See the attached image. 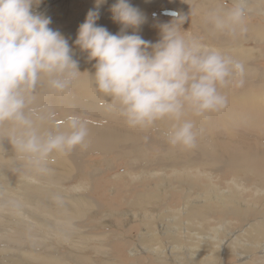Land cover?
Wrapping results in <instances>:
<instances>
[{"label": "clouds", "instance_id": "clouds-1", "mask_svg": "<svg viewBox=\"0 0 264 264\" xmlns=\"http://www.w3.org/2000/svg\"><path fill=\"white\" fill-rule=\"evenodd\" d=\"M106 2L95 0L74 41L89 61H95V71L88 74L104 97L101 106L130 128L170 121L163 132L166 142L195 147L199 129L187 115L204 117L225 109L228 97L221 89L234 81L243 85L244 63L189 33L184 27L188 13L182 10L157 22L158 39L153 42L139 34L147 22L144 12L131 0H115L110 11L120 31L113 34L97 24ZM41 3L0 0V140L9 142L36 174L46 175L54 153L85 145L89 121L79 114L60 121L52 108L36 104L41 85L65 93L84 73L68 39L50 27L51 17L35 10ZM248 4L233 0L230 8L210 10L206 20L215 31L236 37L247 30Z\"/></svg>", "mask_w": 264, "mask_h": 264}, {"label": "rangeland", "instance_id": "rangeland-1", "mask_svg": "<svg viewBox=\"0 0 264 264\" xmlns=\"http://www.w3.org/2000/svg\"><path fill=\"white\" fill-rule=\"evenodd\" d=\"M42 1L49 3L48 0H42ZM53 1L55 3L49 5L45 10L53 7L54 5L55 6H59L60 4H62V2H61L62 0H53ZM63 1L67 2L69 8L73 9L74 14L65 13L63 15H56L53 18L51 17V20L54 19L52 21V28L54 30L60 31L61 33L62 32H66L67 30H74L73 26L78 22V20L80 18V15H81L82 8L84 9V8H86L88 6L90 7V6L94 5L93 3H95V0H68V1L67 0H63ZM219 1L221 2L220 5L223 4L222 7L227 6V7L230 8V7L233 6V2H232L233 0H230V1L229 0H219ZM197 3L198 4H204L205 0H196V5H198ZM254 3H260V5H256V6H262V7H261V9L260 8L259 9H249L252 6H248V11L246 13L247 15H245L244 23L245 24L251 23L252 25L255 23L258 26L260 24L261 27H264V0H254ZM70 4H71V6H70ZM111 5L112 4H106V7L110 8ZM161 9H163V8H161ZM174 10L180 11L178 9H174ZM201 11L203 13V16L206 18V14L208 12H206V10H201ZM44 12L46 13V11H44ZM185 13H187V12H185ZM259 13L262 14V15H260ZM153 14H155L156 19H153ZM149 15H150V19H153V20H151L152 22L148 21V24L150 25L149 28L152 29L154 27L151 30L152 34L150 35L151 38L149 37V39L150 40L152 39L153 42H155L158 39V36H157L158 35V30H157L155 25L157 24V22L168 21L171 17L162 16V17L159 18L157 16L158 15L157 10H153L152 12H149ZM253 15L255 17H253ZM197 16H198V14L195 13L194 10L191 11L190 13H188V22L185 23L184 27H185V29H187V31L189 33L197 35V36L201 37V39L204 38V41H206L207 43H209V41H210L209 44L217 46V47H219L221 49L223 48V50H224V46H226L229 42L232 43V39L233 38L227 36L224 33H219V35H218L219 37L210 35L209 26H208V31H206V33H204L205 29H203V26L200 25L201 21L197 18ZM259 17H262V19L259 18ZM152 24H153V27H152ZM202 31H204V32H202ZM208 35H210L211 37L208 36ZM153 36H155V37H153ZM155 38H157V39H155ZM213 39L216 40L217 42L214 41ZM240 39H243V38H240ZM244 40H246L245 36H244ZM214 43H216V44H214ZM239 43H240V41H239ZM240 44H242V42ZM244 46L248 47L250 49H255L254 50L255 60L258 57L256 62L258 64H261V66L264 67V38H263L262 43H255V40H253V39L248 40L247 39L241 47H244ZM249 46H251V47H249ZM232 48H233V46H229L228 50L230 49L229 51L232 52V53L236 52V50L234 51V48L233 49ZM224 51H226V50H224ZM260 51H261V53H260ZM244 74L251 75L250 72L249 73L247 72V73H244ZM254 78L259 79L261 77L255 75ZM259 80L262 83V85L256 87V93L258 94L259 97H262V99H264V80H263V78L259 79ZM233 83H235V82H233ZM256 84H258V83H256ZM236 86H235V92H236ZM44 96H42L41 99L39 98L38 99L39 101L38 102L36 101V104L37 105H39V104L40 105H44V103H42V102L45 100L44 101L45 104L47 106H49V107L51 105L50 108H52L56 112L57 120L62 118L63 116H66L67 114L68 115L69 114H75L74 111L69 112V113L66 112V111H63L61 103L62 102L68 103L67 102L68 99L67 100H63L62 102H58L60 104L59 105L58 103L54 104V102L52 101V92L51 91L48 94V96L50 98H48L47 95H44ZM79 102H81V101L79 100ZM57 105H59V106L56 107ZM64 106L70 108V105H64ZM233 106H234V103H233ZM228 107H230V106H228ZM237 108H236V111L234 112L232 110V107H230V108L226 107L225 110L223 109L220 112L215 113V115H213L214 116L213 120L210 119L211 121H209V118H207V120L204 123H207V124L209 123L210 125L208 124L206 127H204V129L202 131L203 134L202 133H201L202 135L199 134V135H201L200 137H202V138H200V140H199V137H198V140H197V141H199L200 145L202 144L201 146L208 147L210 150L215 151L214 152L215 154L224 156V158L225 157L226 158L227 157L233 158L234 162L236 161V159L238 157L237 155H239L241 153L247 154V152L249 151L248 153L252 156L254 153L257 152V149H261V146H263L262 148H264V131L262 132L261 130H258L257 126H255V125H259V123L262 122L259 126L263 125V127H264V118H263L264 117V115H263L264 110L263 111H261V110H256V111L253 110L252 111L251 110L253 121L250 122L248 120V118L245 116L246 114L244 113L245 112L244 109L240 110L239 107H237ZM61 110L65 114H63V112ZM246 110H247V108H246ZM91 111H93V112H91ZM94 111L95 110L92 109V108H86V110L84 112H88L89 115L86 114V113H83V115H81V114H79V115H81L82 117H85L86 119H88L89 124L92 123L91 125H94L96 127H99V128H102V129L105 128V127H109V128L113 127V129H115L116 132L121 133V134H123L125 136L130 134V136L128 138L126 137L127 140L124 139L125 142L123 144L118 145L122 149H120L118 146H117L118 148L114 147L113 150H109L107 156L106 155L103 156L100 153L95 154V152L91 151V150L87 151L88 152L87 155L86 154L85 155L79 154L78 155V156H80V157H78L80 159L79 160L80 161L79 162V167H78L79 170L77 169L74 172L75 178H73L74 177L73 176L72 177L73 179H69V180L67 179L68 181L65 180V181L57 182L55 184L52 183L51 185L48 184L49 182H47V183L43 182V180H41L40 177L36 176L31 169L30 170L28 169V171H27V169L24 168L26 170H24L23 175L20 176L17 171L13 170L14 168H7L6 167L7 164L4 163L6 166L3 164V166H4L3 169L0 168V175L3 174V175H1V179H0V181H1L0 182V187L1 186L3 187V185H4L3 188L6 191V192H3L2 190H0L1 191L0 192V196H4L3 197L4 199H2V197L0 198V200H1L0 201V204H1L0 205V235L5 234L6 232H8V235H9V234H11L10 231H12V230H21L23 228L27 229L26 226H28L29 229L31 231L35 232L37 235H39V233H40L41 235H39V236L41 238H44L45 235L48 234V233H50L51 236H53V234H55V233H58L60 235V237L58 236V238H57L56 236H53L52 238H48L47 241L45 242V245L46 246H51L52 245L51 246L52 248L61 251V253H67L68 252V246H70L69 245L70 242L68 243V240L66 239V236L74 238L75 241H80L81 243H84V241H85L87 243V241L89 239L86 240V238L88 236L101 235V232H103V233L106 232L110 236L106 235L105 239L107 237H108L107 239L111 238L110 240H108L109 244L107 246V247L110 248V249L108 248L110 251L107 250L106 253H107V255L111 254L112 255V256L110 255L111 258H115V259L119 260L118 264H148V263L149 264H154L153 263V259L154 258L151 259V257H153V256L151 254L147 253L146 252L147 250L145 248V247H148L150 245H152L156 249L158 248L157 246H160L162 250H165L166 253H167V258L169 259L168 261H170V262L173 259V261L176 262L175 264H178V263L195 264L194 262L191 261L193 259V255H189L188 256L189 253L186 250L189 249V248H192V247L196 248L197 246H200L202 242L205 245H210V248L207 247L206 249L200 246L201 250H205V251H202V253H206L207 258L210 256L211 253H213V254H215L217 256L216 258H218V261H217L218 263L215 262V264H237V263L238 264H243V262L249 261V258H254V259L256 258L258 261H261L260 264H264V258H263L264 257V246L260 247L259 248L260 250L254 248V246L256 245L255 244V237L256 236H258V238H260L261 240H264V239H262V235L264 234V176L263 177H259L258 176L259 174H257L255 172L257 170H254V169H249V170L236 169V168H234L232 163H229L230 165L227 164V165L214 166L215 165L214 162H210V160L207 161V159H205L204 157H201V153H199V156H200L201 160L199 158H196L195 159L196 162L194 161L191 165L187 163V160L185 158H183V156L180 153H177L175 155L173 154L169 159L168 158L167 159H161V158H159V156L161 157V155L163 154L162 153L163 150H160L159 147L156 148L155 146H152L150 150L148 148L144 149V146L146 145V147H147L151 143V141L146 142V139L141 138L137 134H135V132H132L133 130H131L129 127L126 126L127 124H125L126 123L125 121H122V120H117V121L116 120H111L110 121V120H107L106 118L101 117V116H94L93 115ZM229 111L230 112L232 111V112L228 114ZM252 112H254V113H252ZM255 112L257 113L256 115H255ZM91 113H93V114H91ZM220 113H221V115H220ZM240 113H242V114H240ZM226 114H227V117H226ZM231 114H233V115L231 116ZM243 115H244V117H243ZM234 117H236V118H234ZM245 117L247 119L243 120ZM256 117L261 118L260 122L256 121L257 120ZM230 120H232V121L230 122ZM233 122H234V124H233ZM216 124H217V126H216ZM228 124L231 125V129H230V125H228ZM103 126H105V127H103ZM213 128H216V130L214 129V131H215L214 135L215 136H212L213 134H212L211 130H213ZM217 128H218V130H217ZM224 129H225V131H224ZM152 131H151L150 134H148L147 131H146V133H147V137H153L152 140H154V139H156L155 137H157L158 134H160V133H158V131H156V130H152ZM216 131H218V132H216ZM221 131H224L226 133L222 132V134H223V136H222ZM259 132H260L261 135H263L262 137L260 135H258ZM218 133H219V135H218ZM155 134H156V136L154 137ZM227 134H229V135H227ZM149 135H151V136H149ZM162 136H163V134H161V139L163 141H166L164 136L163 137ZM227 136H228V138H226ZM256 136H257V138H256ZM130 138H131V140H130ZM127 141H128L129 144L127 143ZM138 141H139V143H138ZM220 141H223V143L225 145H227V146H223V145L221 146ZM260 141L263 142V145H261V144L259 145ZM141 142H142V144H140ZM253 142L255 143V145L251 144ZM205 143H208V146ZM132 144H137L140 147L139 148L140 150L138 149L137 151H132L133 148H135V145H132ZM254 146H255V148H252ZM226 147H228V148H226ZM220 149H221V151H220ZM224 149H226L227 151H225ZM254 149H256V150H254ZM0 150H5L4 154L5 153L6 154L10 153V152L16 153V151L14 150L12 145L9 142H7L6 140H0ZM185 150H187V149L183 148L181 150V152H185ZM143 151L146 152V154ZM213 151H211V152H213ZM130 152H132V153H130ZM159 152H160V154H159ZM234 152L236 153V155H235ZM251 152H253V153H251ZM89 153H92L93 155L89 154ZM124 153H125V155H124ZM139 154H140V156H139ZM157 154H158V158L159 159L157 158ZM225 154H226V156H225ZM249 154H247L246 156L251 157V156H249ZM117 155H119V156H117ZM121 155H123V157ZM128 155H131V156L129 157ZM8 156H10V155H8ZM55 156H56V153H54L52 155L51 159L53 157H55ZM124 157L125 158L127 157V158L124 159ZM172 157L174 159L179 157V159L172 160ZM56 158L59 161H61V162H63L62 160L66 159V157L64 155H61V154L58 155ZM131 158H132V160H131ZM120 159H122V160L120 161ZM161 160H162L163 163L161 162ZM125 161H127V162H125ZM201 161H203V163ZM158 163H160V164H158ZM174 164H176V166H177L176 169L174 168L175 167ZM202 164H204V165H202ZM66 165H68V167H69L68 163H66ZM80 165H82V166H80ZM158 165H160V166H158ZM208 165H209V167H208ZM156 166H158L160 168H158V167L155 168ZM189 166H191V167H189ZM146 167H148V168H146ZM93 168H94V170H92ZM171 168H172V170H170ZM178 169H179V171H178ZM188 169H189V171H191L192 174H190V176H192V177L189 176ZM8 170H10L11 172L9 173ZM211 170H213V172ZM99 171H100V173H99ZM103 171H104V173H103ZM198 171H200L202 173L201 177H199L197 175L196 172H198ZM225 171H227V172H225ZM239 171H240V173H239ZM26 172H29V173L27 174ZM8 174H9V176H8ZM63 174H65V172ZM91 174H93V175H91ZM157 174H158V176H157ZM186 175H188L190 178L189 177L186 178ZM172 176H173V178H172ZM204 176L206 178L208 176L209 177L206 179ZM19 177L29 178V179H31V180H29L30 182L34 181L35 179L37 181L35 180L34 181L35 183H33V184L29 183L26 186V183H24L22 180H20ZM126 177H127V179H126ZM152 177H154V178H152ZM178 177L179 178L182 177V178L179 179ZM236 177H238V178H236ZM13 178H16V179H13ZM170 178H172V179H170ZM191 178H193V179H191ZM251 178L254 181H251ZM8 179H11V180H8ZM89 179H91V180H89ZM245 180H246V182H245ZM248 180L251 181V182H249ZM69 181H71V182H69ZM176 182L178 183V185H177ZM181 182H182V184H181ZM254 182L258 183V184H255ZM187 183H188V185L185 186ZM213 183L216 184V187H218L216 193L212 189L213 188L212 187ZM18 184H20V185H18ZM239 184H240V186H239ZM47 185H49V186H47ZM172 185H175V186H172ZM189 185L191 187L193 186V190L191 189V187ZM206 185H207V187H206ZM229 185H231V186H229ZM10 186L12 188H10ZM85 186H86V188H85ZM92 186H93V188H92ZM169 186L171 187V189L173 191L170 189ZM64 187L68 188L67 192L65 191ZM185 187H187V188H185ZM231 188H233V191H232ZM237 188L241 189L242 191L237 189ZM42 189L45 190V191H43ZM123 189H125L124 190L125 193H124ZM182 189H185L186 191L182 190ZM235 189H237L239 195H238V193L235 194L237 192ZM16 190H20V191L23 190L22 192L26 193L24 200H21L18 196L16 197L17 200H12L11 197L15 196L14 192H16ZM156 190L157 191L158 190L159 191H163V193L160 194V195H159V192H156V193L153 194V192H155ZM208 190H212L215 196L220 195L223 198L225 197L224 202H230V200H231V202L234 201V203L230 204L231 208L233 207V208H237V209H240V210L243 211L244 208L247 205L250 206V205L254 204L255 206L253 208H251V206H250L249 207L250 209L249 208L247 209V210H250L251 212H249L246 215V220L243 223H241L240 220H237V217L234 218V215L236 213L233 210L224 211V210L220 209L218 211L217 218L214 217L210 210H217V209H215L214 204L220 205L219 202H217V203L216 202H209L208 204L211 205V206L206 204V205H208L209 209H204L205 205H204V207L199 205L197 208L193 209L194 206H190L189 202L195 201L196 198L199 199V197H197L194 194L197 193V192H199V193L201 192L202 194H204L205 191L207 192ZM128 191L131 192V193H129ZM146 191L150 192L149 194L151 195V197L150 196L147 197L145 195H140L141 193H146ZM188 191H190V193H188ZM30 192L32 193V195H31ZM136 192H137V194H139V197L137 196ZM231 192H234V193H231ZM240 192L242 193V196H241ZM8 193H9V195H8ZM34 193H36V194H34ZM52 193H53V195H52ZM220 193H223L224 195L225 194L226 195L224 196V195H222ZM67 194L72 195V196H77V194H80L82 197H84V198H86L88 200H94L96 202V206L97 207L95 209H93V214H91V217H89V220H88L89 222H88V225L85 227V229L82 228L83 226H81V225H78L77 227H75L74 226L75 225L74 222L78 221L79 219H77L75 217V214H69L65 210H63V209H66L68 207H71V205H70L71 203L69 202V199L67 197H64V195H67ZM173 194H176L175 195L176 197ZM141 196L144 197V198L142 197V199L146 198V201L144 200L145 202H147V201L150 202V203H147V205H149L147 207V208H149L148 213H151L152 209L153 210H155V209L157 210L156 216L155 217L153 216L155 218V221H153V220L151 221L150 220V221H147V223L143 222L142 218L144 219V217H146V213L145 212H147V211H143V207L141 205H138V203H137V200H139V198ZM172 196H174V199H173ZM135 198H136V200H135ZM147 198H149V199H147ZM186 198H188V199H186ZM230 198H232V199H230ZM183 199H184V201H183ZM154 201H155V203H154ZM252 201H254V202H252ZM24 202H26V203H24ZM256 202H258V203H256ZM151 203H153V204H151ZM211 203H213V204H211ZM42 204H43V208L41 207ZM2 206H4V208ZM158 206H159V208H158ZM50 207H51V209H50ZM165 207H167L168 209L165 208ZM130 208H132V209H130ZM164 208H165V210H163ZM194 210L197 212V216L196 215L194 216V212H193ZM177 211H178V213H177ZM96 212L99 213V214L96 215ZM174 212H176V213H174ZM188 212H190V213H188ZM11 213H12V215H11ZM157 213L159 214V216H158ZM166 213H168L170 221H169L168 215L166 216ZM61 214H65V215H67L68 218H70V219H68V224H67L69 227L68 226L67 227L64 226V224L60 223L59 221H57L56 218H54V217H56V215L59 216ZM183 214H185V215H183ZM70 215H72V216H70ZM202 215H208V217L202 219L200 217ZM235 216H237V215H235ZM179 217H180V219H179ZM208 218H209V220H207ZM38 219L41 220V223H43V224H39L38 221H37ZM93 219L95 221H97L98 223H96ZM182 219H183V221H182ZM123 220H124V222H123ZM164 220H166V222ZM102 221L107 223L108 227L107 226H102V224L100 223ZM117 221H118V223H117ZM181 221H182L181 224H182L183 227L180 226L181 225L180 224ZM141 222H142V224H141ZM154 222H155V224H154ZM174 222H175V224H174ZM94 223H96V224H94ZM126 223H128V224H126ZM110 224H112V225H110ZM115 224H119V226L115 225ZM177 224H179V225H177ZM259 224H262V225H259ZM140 225H141V227H140ZM46 226H48V227H46ZM95 226H97V227L95 228ZM129 226L132 228V230H131V228ZM166 226H167V228H166ZM60 227H61V230H60ZM73 227H75V229ZM103 227H105V228H103ZM111 227H113V228H111ZM145 227L148 228V230L145 229ZM151 227H153V229ZM168 227H170V228H168ZM93 228H95L96 230L93 229ZM150 228L153 230V232H152V230ZM176 228H179L180 230L182 228H185L187 230V233H185L187 238L186 239L181 238V239H178V241H177L175 235L172 233V232H174V230ZM78 229L79 230L80 229L81 230L84 229L86 233L88 232L90 234H86V233L84 234L83 231H79ZM90 229L93 230V231L91 230L93 233L90 232ZM124 229H125V232H124ZM167 229H169V230H167ZM214 229H223V231L218 235L219 239L220 238L224 239L223 244L219 246L220 249H219V247H217V242L213 238L214 237V232H215ZM69 230H72V231H69ZM107 230H108V232L111 231V230H112L111 232H113V231H115V232H113V234H112L111 232L108 233ZM166 230L169 233L166 232ZM2 231H6V232H2ZM99 231H101V232H99ZM117 231L120 232V234ZM127 231H129V232H127ZM78 232H79V234H78ZM97 232H99V233H97ZM158 233H159L160 236H158ZM168 234L170 236L169 238H168ZM226 234L228 235V237H225ZM231 234H232V236H231ZM197 236H200V237L205 236L206 240L204 241L201 238L199 239V237H197ZM172 239L173 240L175 239L176 241H173ZM112 240H114L117 243L115 244L114 241H112ZM179 240L181 242H179ZM155 241H156L157 245H156ZM236 241H238V243L236 244V248H235L234 243ZM65 242H66V244H65ZM111 242L115 245V247H113V244H110ZM123 242H125V244L121 245ZM126 242H128V244ZM171 242L174 243V244H172ZM175 242H177V243H175ZM60 243L62 245H64V246H62ZM129 243H130V245H129ZM136 243L138 245L142 246V249L139 248ZM178 243H180V244H178ZM163 244H165V245H163ZM262 244L264 245V241L262 242ZM1 245H3V244H1ZM56 245H57V248H56ZM127 245H128V247H127ZM164 246H166V247L164 248ZM93 247L94 246L92 245L91 248H89V252L91 254L90 258H93V257L97 258L98 257L97 253L94 254L96 248L94 249ZM123 247H125V248H123ZM177 247L178 248L181 247V248H183L185 250L176 251ZM137 249L140 251V253L138 254L140 257L138 255L137 256L134 255V250H137ZM92 250H94V252ZM1 251H2V249H0V255H2V256H0V263L2 261V258L7 254V253L3 254V251L2 252ZM117 251H118V254L116 253ZM174 252H177V253H174ZM11 253L12 254H18L20 252L18 250H16V251H13ZM240 253L244 254V255L243 256H238V254H240ZM113 254H114V257H113ZM115 254L117 256H115ZM126 255H128V256H126ZM121 257H122V259H121ZM127 257L129 259H127ZM136 257L139 260L136 261ZM144 258H145L146 261H144ZM216 258H214L215 261L217 260ZM105 259H106L105 257L104 258L103 257H98L97 259H95L96 261L95 260L94 261H95L96 264L98 262H100V264H103L105 262L104 261ZM147 259H148V261H147ZM10 260L12 261L13 258L10 259ZM140 261H142V262H140ZM104 264H108V262L106 261ZM113 264H117V263L114 262ZM171 264H173V263H171Z\"/></svg>", "mask_w": 264, "mask_h": 264}, {"label": "bare ground", "instance_id": "bare-ground-1", "mask_svg": "<svg viewBox=\"0 0 264 264\" xmlns=\"http://www.w3.org/2000/svg\"><path fill=\"white\" fill-rule=\"evenodd\" d=\"M68 1V0H67ZM230 1V0H229ZM48 2L49 3H47V2H43L42 1V3L38 6V8H35V10L36 11H38V12H40V13H42V14H44V15H46V16H49V17H55L56 15H63V14H65V13H71V14H74V12H73V9H71V8H69V6H68V4H67V2H65V1H61L62 2V4H60L59 6H53V7H51V8H49V9H47V10H45L49 5H51V4H53V3H55L53 0H48ZM115 2V0H107V2L105 3V4H103V5H101L100 6V9H99V11H100V18H99V20L97 21V24L98 25H101V26H104V27H106L111 33H113V34H116V33H118L119 31H120V25H118V24H116V23H114L113 22V20H112V13H111V11H110V8H107L106 7V4H113ZM131 2H132V4L133 5H135V6H137V7H139L143 12H144V14L146 15V17H147V22L145 23V24H143L142 26H141V28H140V30H139V34L145 39V40H150L149 39V37L151 38V30L154 28L153 27V24H152V29H150L149 27H150V25L148 24V21L149 22H152L151 20H153V19H150V15H149V12H152L153 10H157V12H158V17L160 18V17H162V16H167V15H165L164 13L166 12V11H168V12H173V11H177V10H174V9H178V10H182L183 12H187V13H190L191 11H193L194 10V12L195 13H197L198 14V16H197V18L201 21L200 22V25H202L203 26V29H205V32L204 31H202V32H204V33H206V31H208V26H209V33H210V35H212V36H217V37H219L218 35H219V33L220 32H216L212 27H211V25L207 22V20H206V18L203 16V13H202V11L201 10H206V12H209L210 10H212V9H214V8H217V7H222V5H220L221 4V2L219 1V0H205V3L204 4H198V5H196V0H131ZM224 2V1H223ZM233 2V1H232ZM261 3V2H260ZM260 3H254V0H249V4H248V6H252V7H250L249 9H261V7L262 6H256V5H260ZM90 4V3H89ZM94 5H92V6H88V7H86V8H82V10H81V15H80V18H79V20H78V22L73 26V28H74V30H67L66 32H62V34L65 36V38L66 39H68V42H69V45L71 46V48H72V55H73V58L74 59H76L78 62H79V70L83 73L82 75H80L74 82H73V84L71 85V87H70V89L69 90H67L65 93H56V92H54V91H52V90H50L49 88H47L46 86H44V85H41L40 87H38V89H37V92H36V101L38 102L39 100V98L41 99V97L42 96H44V95H47L48 96V94L50 93V91L52 92V101L54 102V104H57L58 102H62L63 100H67V102L69 103H64V102H62L61 103V106H62V108H63V111H66V112H72V111H74V113L75 114H81V115H83V113H86V114H88L89 115V111L88 112H84L85 110H86V108H92V109H94L95 111H94V114L93 113H91V114H93L94 116H101V117H104V118H106L107 120H122V121H124V119L123 118H121L117 113H115V112H110V111H107L106 110V108L105 107H102L101 106V102H102V100L104 99V97H103V95L101 94V93H99L97 90H96V88L93 86V81H92V78L89 76V74L88 73H93L94 71H95V69L93 68V65L95 64V61H89V59H88V55H87V53L86 52H83V51H81L80 50V48L78 47V46H76L75 45V43H74V41H75V39H76V35H77V31H78V27H79V25L81 24V23H83L84 22V20H85V17H86V15H87V12L90 10V9H93L96 5H95V3H93ZM228 5V4H227ZM70 6H71V4H70ZM73 6V5H72ZM225 7H227V6H225ZM74 8V7H73ZM161 8H163V9H161ZM172 8V9H171ZM79 9V8H78ZM77 9V10H78ZM79 10V11H80ZM44 11H46V13L44 12ZM259 12V11H258ZM261 12V11H260ZM79 13V12H78ZM154 13V12H153ZM255 13V12H254ZM262 13V12H261ZM80 14V13H79ZM78 14V15H79ZM161 14V15H160ZM260 14V13H259ZM152 15V14H151ZM247 15V14H246ZM251 15V14H250ZM260 15H262V14H260ZM65 16V15H64ZM168 17H170V16H168ZM249 17V16H248ZM253 17H255L254 15H253ZM259 18H261L262 19V17H259ZM54 20V19H53ZM53 20H51V21H53ZM56 20V19H55ZM68 20V19H67ZM155 21V20H154ZM250 21V20H249ZM59 22V21H58ZM248 23V22H247ZM58 24V23H57ZM245 24V23H244ZM262 25V24H261ZM245 26H246V32H244V33H242V34H238L236 37H231V38H233L232 39V43H226L225 45L226 46H224V50H226V52L227 53H229V54H231V55H233L235 58H237V59H239V60H241L243 63H244V66H245V72L244 73H249L250 72V74L251 75H246V74H244L243 75V77H242V79H243V85L242 86H236L237 84L236 83H232L231 85H229L228 87H226V88H224V89H221V91L222 92H224V94H226L227 95V97H228V106H230V107H232V110L235 112L236 111V108L237 107H239L240 108V110L241 109H244V113L246 114L245 116L248 118V120L250 121V122H252L253 121V118H252V114H251V110L253 111V110H261V111H263L264 110V99H262V97H259L258 96V94L256 93V87L257 86H261L262 85V83L260 82V80L259 79H262L263 78V80H264V67L263 66H261V64H258L257 62H256V60L258 59V57H257V59L255 60V56H254V50L255 49H250V48H248V47H241L243 44H244V42L248 39V40H250V39H253V40H255V43H262V41H263V38H264V27H261L260 26V24H259V26L258 25H256L255 23L252 25L251 23H248V24H245ZM263 26V25H262ZM50 27H52V23H51V25H50ZM63 28V27H62ZM72 28V29H73ZM195 28V27H194ZM198 28V27H197ZM67 29V28H66ZM202 29V30H203ZM64 31V30H63ZM131 29H128V32L129 33H131ZM156 34V33H155ZM200 34V33H199ZM157 35V34H156ZM210 35H208V36H210ZM221 35V34H220ZM158 36V35H157ZM244 36H245V38H246V40H244ZM153 37H155V36H153ZM211 37V36H210ZM201 38V37H200ZM207 38V37H206ZM240 38H243V39H240ZM155 39H157V38H155ZM203 40H204V38H202ZM221 39V38H220ZM208 40V39H207ZM214 40V39H213ZM222 40V39H221ZM150 41H153L152 39L150 40ZM214 41H216V40H214ZM239 41H240V43L242 42V44H240L239 43ZM217 42V41H216ZM220 42V41H219ZM218 42V43H219ZM209 43H210V41H209ZM213 43V42H212ZM214 44H216V43H214ZM221 44V43H220ZM252 44V43H251ZM229 46H233V48H234V51L236 50V52H230L229 50L231 49H229L228 50V47ZM258 46V45H257ZM249 47H251V46H249ZM232 48V49H233ZM223 49V48H222ZM257 49V48H256ZM263 52V51H262ZM258 53V52H257ZM260 53H261V51H260ZM249 69V70H248ZM254 75V76H253ZM255 75L256 76H259V77H261V78H259V79H257V78H254L255 77ZM235 82V81H234ZM256 83H258V84H256ZM236 84V85H235ZM236 86V92H235V86ZM258 90V89H257ZM86 96V97H85ZM45 97V96H44ZM48 98H50L49 96H48ZM79 100L81 101V102H79ZM45 101V100H44ZM42 102V103H44V105H46L45 104V102ZM236 102V103H235ZM51 103V102H50ZM233 103H234V106H233ZM59 104V103H58ZM40 105V104H39ZM60 105V104H59ZM59 105H57L56 107H58ZM64 105H70V108H68V107H66V106H64ZM227 106V108H230V107H228ZM50 107H51V105H50ZM246 108H247V110H246ZM238 109V108H237ZM225 110V109H224ZM227 110V109H226ZM60 111V110H59ZM62 111V110H61ZM62 111V112H63ZM81 111V112H80ZM250 111V112H249ZM79 112V113H78ZM91 112H93V111H91ZM232 112V111H231ZM230 111L228 112V114L229 113H231ZM243 113V114H244ZM252 113H254V112H252ZM62 114V113H61ZM63 114H65L64 112H63ZM240 114H242V113H240ZM257 113L255 112V115H256ZM260 114V113H259ZM68 115V114H67ZM66 115V116H67ZM213 115H215V113H212V114H207L206 116H204V117H195V116H193L191 113H189L188 115H187V117L186 118H189V119H193V120H195V123H196V126H197V128L199 129V134H201L202 133V131H203V129H204V127H206L208 124L207 123H204L206 120H207V118H209V121H211L210 119H212L213 120ZM218 115V114H217ZM220 115H221V113H220ZM233 114H231V116H232ZM263 115H264V112H263ZM262 115V116H263ZM66 116H61L62 118H60V119H58V120H60V121H62ZM258 116V115H257ZM260 116V115H259ZM226 117H227V114H226ZM243 117H244V115H243ZM242 117V118H243ZM244 118L243 120H245V119H247V118ZM85 118V117H84ZM100 118V117H99ZM230 118V117H229ZM233 118V117H232ZM234 118H236V117H234ZM257 118V120L256 121H258V122H260V119L261 118H258V117H256ZM264 118V117H263ZM228 119V118H227ZM228 121V120H227ZM232 120H230V122H231ZM234 121V120H233ZM108 122V121H107ZM125 123V122H124ZM219 123V122H218ZM262 123V122H261ZM261 123H259V125L261 124ZM92 124V123H91ZM91 124H89L88 125V127H89V136L86 138V142H85V145L84 146H78V147H76V148H74V149H72L71 151H66V152H63V153H56V156L55 157H53L52 159H51V163H50V165H49V167H50V169H51V171L48 173V174H46V175H38V174H36L29 166H28V164H27V162L24 160V159H22L17 153H14V152H10V153H5L4 154V152H5V150H0V168L1 169H3V164L5 163V164H7V168H14L13 170H15V171H17L18 172V174L20 175V176H22L23 175V173H24V170H26L27 169V171H28V169L30 170H32L33 171V173L36 175V176H38V177H40V179L41 180H43V182H49L48 184H52V183H57V182H61V181H68L69 179H73V178H75V176H74V172L78 169L79 170V158L78 157H80V156H78L79 154H83V155H87V151H94L95 152V154H98V153H100L101 155H103V156H107V154H108V152H109V150H113L114 149V147H117L118 145H121V144H123L125 141H124V139H126L127 140V138L130 136V134L129 135H123V134H121V133H118V132H116V130L115 129H113V127L112 128H109V127H105V126H103V127H105V128H99V127H96V126H94V125H91ZM111 124V123H110ZM126 124V123H125ZM215 124V123H214ZM233 124H234V122H233ZM210 125V124H209ZM228 125H230V124H228ZM255 125V124H254ZM259 125H255V126H257V129L258 130H261L262 132L264 131V127H263V125H261V126H259ZM100 126V125H99ZM108 126V125H107ZM127 127H129L128 125H126ZM125 126V127H126ZM170 126V121H167V120H165V121H160V122H158L156 125H154V126H152V127H150V128H143V129H141V128H130L131 130H133L132 132H135V134H137L139 137H141V138H144V139H146V142H148V141H151V143L146 147V145L144 146V149L145 148H148L149 150L151 149V147L152 146H155L156 148L157 147H159L160 148V150H163L162 151V155H161V157L159 156V158H161V159H169L173 154L175 155V154H177V153H180L182 156H183V158H185L186 160H187V163L188 164H192L194 161H195V159L196 158H199L200 159V156H199V153H201V157H204L205 159H207V161L208 160H210V162H214V166H217V165H227V164H229V163H232L233 164V166H234V168H236V169H240V170H249V169H254V170H257V171H255L257 174H259L258 176L259 177H263L264 176V148H262L263 146H261V149H257V152L256 153H254L252 156L247 152V154H249V156H251V157H248V156H246L247 154H243V153H241V154H239V155H237L238 157H237V159H236V161L234 162V159L233 158H230V157H225L224 158V156H221V155H217V154H215L214 152L215 151H213V150H210L208 147H203V146H201L200 145V143H199V141H197V144H196V146L195 147H193V148H188L187 150H185V152H181V150L183 149L182 147H172V146H170L166 141H163L162 139H161V134H163V132L164 131H166V129L168 128ZM215 126V125H214ZM216 126H217V124H216ZM101 127V126H100ZM228 127V126H227ZM126 129V128H125ZM212 129V128H211ZM214 129L216 130V128H213V130H211L212 131V136H215L214 135V133H215V131H214ZM230 129H231V125H230ZM152 130H156V131H158V133H160V134H158V136L157 137H155L156 136V134L154 135V137L156 138V139H154V140H152L153 139V137H147V133H146V131L148 132V134H150L151 133V131ZM217 130H218V128H217ZM220 130V129H219ZM227 130V129H226ZM229 130V129H228ZM123 131V130H122ZM129 131V130H128ZM224 131H225V129H224ZM224 131H221V134H222V132H224ZM153 132V131H152ZM216 132H218V131H216ZM224 133H226V132H224ZM203 134V133H202ZM201 134V135H202ZM220 134V135H221ZM133 135V134H132ZM201 135H198V137H199V140H200V138H202V137H200ZM218 135H219V133H218ZM227 135H229V134H227ZM258 135H260L261 137L263 136V135H261L260 134V132H259V134ZM149 136H151V135H149ZM211 136V137H212ZM222 136H223V134H222ZM127 137V138H126ZM163 137V136H162ZM132 138V137H131ZM131 138H130V140H131ZM214 138V137H213ZM226 138H228V136L226 137ZM225 138V139H226ZM256 138H257V136H256ZM198 140V139H197ZM217 140V139H216ZM261 140V139H260ZM214 141V140H213ZM256 142V141H255ZM6 143V142H5ZM127 143H128V141H127ZM126 143V144H127ZM138 143H139V141H138ZM129 144V143H128ZM140 144H142V142L140 143ZM207 146H208V143H205ZM220 144H221V146L223 145V146H227V145H225L224 143H223V141H220ZM251 144H254L255 145V143L253 142V143H251ZM257 144V143H256ZM263 145V142H261L260 141V143H259V145ZM132 145H135V148H133V150L132 151H137L140 147L137 145V144H132ZM215 145V144H214ZM258 145V144H257ZM236 146V145H235ZM119 147V146H118ZM117 147V148H118ZM134 147V146H133ZM154 147V148H155ZM9 148V147H8ZM120 148V147H119ZM125 148V147H124ZM226 148H228V147H226ZM239 148V147H238ZM252 148H255V146L254 147H252ZM251 148V149H252ZM120 149H122V148H120ZM143 149V150H144ZM140 150V149H139ZM147 150V149H146ZM225 151H227L226 149H224ZM254 150H256V149H254ZM126 151V150H125ZM211 151H213V152H211ZM220 151H221V149H220ZM244 151V152H245ZM141 152V151H140ZM144 152V151H143ZM148 152V151H147ZM155 152V151H154ZM114 153V152H113ZM119 153V152H118ZM130 153H132V152H130ZM135 153V152H134ZM145 154H146V152H144ZM149 153V152H148ZM233 153V152H232ZM235 153V152H234ZM251 153H253V152H251ZM64 155L65 157H66V159L65 160H62L63 162H61V161H59L56 157L58 156V155ZM89 154H92V153H89ZM128 154V153H127ZM142 154V153H141ZM152 154V153H151ZM159 154H160V152H159ZM8 155H10V156H8ZM93 155V154H92ZM100 155V156H101ZM124 155H125V153H124ZM235 155H236V153H235ZM117 156H119V155H117ZM122 157H123V155H121ZM129 157L131 156V155H128ZM139 156H140V154H139ZM147 156V155H146ZM225 156H226V154H225ZM84 157V156H83ZM86 157V156H85ZM144 157V156H143ZM119 158V157H118ZM121 158V157H120ZM127 158V157H126ZM125 157H124V159H126ZM140 158V157H139ZM157 158H158V154H157ZM158 158V159H159ZM111 159V158H110ZM129 159V158H128ZM176 159H179V157L178 158H176ZM176 159H174L173 157H172V160H176ZM83 160V159H82ZM122 159H120V161H121ZM131 160H132V158H131ZM201 160V159H200ZM94 161V160H93ZM114 161V160H113ZM159 161V160H158ZM199 161V160H198ZM125 162H127V161H125ZM161 162H162V160H161ZM168 162V161H167ZM173 162V161H172ZM171 162V163H172ZM196 162V161H195ZM202 163H203V161H201ZM23 163V164H22ZM66 163H68L69 164V167H68V165H66ZM103 163V162H102ZM110 163V162H109ZM133 163V162H132ZM156 163V162H155ZM163 163V162H162ZM175 163V162H174ZM200 163V162H199ZM198 163V164H199ZM89 164V163H88ZM96 164V163H95ZM112 164V163H111ZM151 164V163H150ZM158 164H160V163H158ZM105 165V164H104ZM129 165V164H128ZM127 165V166H128ZM175 165V169L177 168V166H176V164H174ZM202 165H204V164H202ZM230 165V164H229ZM80 166H82V165H80ZM133 166V165H132ZM153 166V165H152ZM158 166H160V165H158ZM158 166H156L155 168H157ZM171 166V165H170ZM232 166V165H231ZM189 167H191V166H189ZM193 167V166H192ZM208 167H209V165H208ZM20 168V169H19ZM24 168H26V169H24ZM91 168V167H90ZM109 168V167H108ZM128 168V167H127ZM130 168V167H129ZM135 168V167H134ZM146 168H148V167H146ZM153 168V167H152ZM158 168H160V167H158ZM211 168V167H210ZM215 168V167H214ZM131 169V168H130ZM212 169V168H211ZM229 169V168H228ZM231 169V168H230ZM92 170H94V168L92 169ZM132 170V169H131ZM130 170V171H131ZM154 170V169H153ZM158 170V169H157ZM167 170V169H166ZM170 170H172V168L170 169ZM225 170V169H224ZM9 171V173L11 172L10 170H8ZM86 171V170H85ZM96 171V170H95ZM168 171V170H167ZM178 171H179V169H178ZM188 171H189V169H188ZM210 171V170H209ZM212 172H213V170H211ZM228 171V170H227ZM227 171H225V172H227ZM31 172V171H30ZM65 172V174H63ZM89 172V171H88ZM87 172V173H88ZM132 172V171H131ZM135 172V171H134ZM143 172V171H142ZM207 172V171H206ZM254 172V173H255ZM16 173V172H15ZM27 174L29 173V172H26ZM99 173H100V171H99ZM103 173H104V171H103ZM133 173V172H132ZM168 173V172H167ZM166 173V174H167ZM181 173V172H180ZM183 173V172H182ZM197 173V175L199 176V177H201L202 176V173L200 172V171H198V172H196ZM215 173V172H214ZM239 173H240V171H239ZM138 174V173H137ZM145 174V173H144ZM179 174V173H178ZM190 174H192L191 173V171H189V176H190ZM209 174V173H208ZM1 175H3V174H1ZM1 175H0V179H1ZM87 175V174H86ZM91 175H93V174H91ZM90 175V176H91ZM148 175V174H147ZM150 175V174H149ZM168 175V174H167ZM173 175V174H172ZM235 175V174H234ZM251 175V174H250ZM8 176H9V174H8ZM15 176V175H14ZM27 176V175H26ZM34 176V175H33ZM74 176V177H73ZM89 176V177H90ZM102 176V175H101ZM136 176V175H135ZM145 176V175H144ZM157 176H158V174H157ZM188 175H186V178H188L189 177ZM207 176V175H206ZM211 176V175H210ZM217 176V175H216ZM244 176V175H243ZM242 176V177H243ZM252 176V175H251ZM73 177V178H72ZM125 177V176H124ZM164 177V176H163ZM170 177V176H169ZM177 177V176H176ZM183 177V176H182ZM182 177H180V178H182ZM190 177H192V176H190ZM189 177V178H190ZM205 177V176H204ZM203 177V178H204ZM209 177V176H208ZM207 177V178H208ZM255 177V176H254ZM34 178V177H33ZM132 178V177H131ZM152 178H154V177H152ZM161 178V177H160ZM172 178H173V176H172ZM172 178H170V179H172ZM179 178V177H178ZM179 178V179H180ZM206 178V177H205ZM206 178V179H207ZM236 178H238V177H236ZM250 178V177H249ZM256 178V177H255ZM13 179H16V178H13ZM19 179L20 180H22L24 183H26V186H27V184H29V183H35L34 181L36 180H34V181H32V182H30L29 180H31V179H29V178H22V177H19ZM39 179V178H38ZM68 179V180H67ZM126 179H127V177H126ZM146 179V178H145ZM191 179H193V178H191ZM202 179V178H201ZM248 179V178H247ZM8 180H11V179H8ZM83 180V179H82ZM88 180V179H87ZM89 180H91V179H89ZM121 180V179H120ZM123 180V179H122ZM156 180V179H155ZM159 180V179H158ZM161 180V179H160ZM169 180V179H168ZM175 180V179H174ZM200 180V179H199ZM250 180V179H249ZM248 180V181H249ZM17 181V180H16ZM37 181V180H36ZM72 181V180H71ZM71 181H69V182H71ZM142 181V180H141ZM152 181V180H151ZM241 181V180H240ZM247 181V182H248ZM251 181H254V180H252V178H251ZM251 181H249V182H251ZM258 181V180H257ZM1 182V181H0ZM12 182V181H11ZM84 182V181H83ZM128 182V181H127ZM169 182V181H168ZM178 182V181H177ZM176 182V183H177ZM192 182V181H191ZM216 182V181H215ZM236 182V181H235ZM242 182V181H241ZM245 182H246V180H245ZM17 183V182H16ZM142 183V182H141ZM153 183V182H152ZM175 183V182H174ZM201 183V182H200ZM208 183V182H207ZM255 183V182H254ZM41 184V183H40ZM147 184V183H146ZM155 184V183H154ZM165 184V183H164ZM170 184V183H169ZM168 184V185H169ZM172 184V183H171ZM181 184H182V182H181ZM194 184V183H193ZM192 184V185H193ZM233 184V183H232ZM231 184V185H232ZM255 184H258V183H255ZM14 185V184H13ZM18 185H20V184H18ZM81 185V184H80ZM93 185V184H92ZM118 185V184H117ZM122 185V184H121ZM137 185V184H136ZM156 185V184H155ZM176 185V184H175ZM175 185H172V186H175ZM177 185H178V183H177ZM188 185V183L185 185V186H187ZM231 185H229V186H231ZM234 185V184H233ZM252 185V184H251ZM254 185V184H253ZM42 186V185H41ZM45 186V185H44ZM47 186H49V185H47ZM89 186V185H88ZM184 186V185H183ZM190 186V185H189ZM239 186H240V184H239ZM238 186V187H239ZM256 186V185H255ZM259 186V185H258ZM262 186V185H261ZM3 187H4V185H3ZM2 186L0 187L1 189L0 190H2L3 192H6L5 191V189L3 188ZM46 187V186H45ZM148 187V186H147ZM156 187V186H155ZM170 187V186H169ZM168 187V188H169ZM191 187V186H190ZM206 187H207V185H206ZM213 188V190H214V192L216 193L217 192V188L218 187H216V184H214L213 183V186H212ZM10 188H12L11 186H10ZM58 188V187H57ZM74 188V187H73ZM85 188H86V186H85ZM92 188H93V186H92ZM142 188V187H141ZM178 188V187H177ZM185 188H187V187H185ZM196 188V187H195ZM262 188V187H261ZM23 189V188H22ZM64 189H65V191L67 192L68 190V188H66V187H64ZM95 189V188H94ZM143 189V188H142ZM170 189H171V187H170ZM174 189V188H173ZM179 189V188H178ZM191 189L193 190V186L191 187ZM232 189V191H233V188H231ZM237 189H239V188H237ZM237 189H235L236 191H237ZM21 190V189H20ZM20 190H16V192H14V194H15V196H13V197H11L12 198V200H17L16 199V197L18 196L21 200H24L25 199V195H26V193L25 192H22V191H20ZM33 190V189H32ZM43 190V189H42ZM51 190V189H50ZM53 190V189H52ZM125 189H123V191H124ZM138 190V189H137ZM140 190V189H139ZM172 190V189H171ZM182 190H185V189H182ZM239 190H241V189H239ZM10 191V190H9ZM8 191V192H9ZM14 191V190H13ZM27 191V190H26ZM43 191H45V190H43ZM73 191V190H72ZM122 191V190H121ZM131 191V190H130ZM151 191V190H150ZM173 191V190H172ZM186 191V190H185ZM227 191V190H226ZM242 191V190H241ZM1 192V191H0ZM33 192V191H32ZM42 192V191H41ZM56 192V191H55ZM59 192V191H58ZM120 192V191H119ZM129 192V191H128ZM156 192H159V195L160 194H162L163 193V191H155V192H153V194L154 193H156ZM181 192V191H180ZM195 192V191H194ZM220 192V191H219ZM225 192V191H224ZM260 192V191H259ZM12 193V192H11ZM31 193V192H30ZM37 193V192H36ZM36 193H34V194H36ZM124 193H125V191H124ZM127 193V192H126ZM129 193H131V192H129ZM150 192L149 191H146V193H141L140 195H145V196H150L151 197V195L149 194ZM174 193V192H173ZM188 193H190V191H188ZM187 193V194H188ZM229 193V192H228ZM227 193V194H228ZM231 193H234V192H231ZM238 193V191L235 193V194H237ZM241 193V192H240ZM55 194V193H54ZM134 194V193H133ZM136 194H137V192H136ZM169 194V193H168ZM220 194H222V195H224L223 193H220ZM4 195V194H3ZM8 195H9V193H8ZM31 195H32V193H31ZM50 195V194H49ZM52 195H53V193H52ZM76 195V194H75ZM87 195V194H86ZM131 195V194H130ZM174 196L176 195V194H173ZM194 195H196L197 197H199V199H197L196 198V200L195 201H191V202H189V205L190 206H194L193 207V209H195V208H197L199 205H201V206H203L204 207V205H205V208L204 209H209L208 208V203L209 202H219L220 203V205H217V204H214V206H215V209H217V210H210L211 211V213H212V215L214 216V217H216L217 218V216H218V211L221 209V210H224V211H230V210H233V211H235V215H237V216H235L234 215V218L235 217H237V220H240L241 221V223H243L245 220H246V215L249 213V212H251L250 210H247L250 206H251V208H253L255 205L253 204V205H250V206H246L245 208H244V210L242 211V210H240V209H237V208H231V206H230V204L231 203H234V201L233 202H231V200H230V202H224V199H225V197L223 198L222 196H220V195H217V196H215L214 195V193H213V191L212 190H208L207 192L205 191V193L204 194H202L201 192L199 193V192H197V193H195ZM226 195V194H225ZM224 195V196H225ZM231 195V194H230ZM238 195H239V193H238ZM245 195V194H244ZM249 195V194H248ZM263 195V194H262ZM42 196V195H41ZM70 196V197H69ZM137 196L139 197V194H137ZM163 196V195H162ZM167 196V195H166ZM174 196H172L173 197V199H174ZM186 196V195H185ZM193 196V195H192ZM228 196V195H227ZM233 196V195H232ZM241 196H242V193H241ZM247 196V195H246ZM258 196V195H257ZM2 197V199H4L3 197L4 196H0V198ZM60 197V196H59ZM64 197H67L68 199H69V202L71 203H69L70 205H71V207H68V208H66V209H63V210H65L67 213H69V214H75V217L77 218V219H79L78 221H76V222H74L75 223V227H77L78 225H81V226H83L82 228H84L85 229V227L88 225V220H89V217H91V214H93V209H95L97 206H96V202L94 201V200H88V199H86V198H84V197H82L80 194H77V196H72V195H69V194H67V195H64ZM90 197V196H89ZM88 197V198H89ZM126 197V196H125ZM137 197V198H138ZM142 197L143 196H141L140 198H139V200H137V203H138V205H141L142 207H143V211H147V212H145L146 213V217H144V219L142 218V220H143V222H146L147 223V221H155V216H156V212H157V210L155 209V210H151V213H148V210H149V208H147L149 205H147V203H150L149 201H147V202H145L146 201V198L145 199H142ZM176 197V196H175ZM178 197V196H177ZM182 197V196H181ZM248 197V196H247ZM254 197V196H253ZM6 198V197H5ZM32 198V197H31ZM47 198V197H46ZM103 198V197H102ZM144 198V197H143ZM155 198V197H154ZM193 198V197H192ZM51 199V198H50ZM61 199V198H60ZM65 199V198H64ZM67 199V200H68ZM95 199V198H94ZM147 199H149V198H147ZM186 199H188V198H186ZM185 199V200H186ZM195 199V198H194ZM230 199H232V198H230ZM240 199V198H239ZM243 199V198H242ZM261 199V198H260ZM7 200V199H6ZM45 200V199H44ZM48 200V199H47ZM135 200H136V198H135ZM145 200V201H144ZM1 201V200H0ZM4 201V200H3ZM11 201V200H10ZM152 201V200H151ZM173 201V200H172ZM171 201V202H172ZM181 201V200H180ZM183 201H184V199H183ZM229 201V200H228ZM243 201V200H242ZM259 201V200H258ZM34 202V201H33ZM65 202V201H64ZM134 202V201H133ZM162 202V201H161ZM176 202V201H175ZM174 202V203H175ZM252 202H254V201H252ZM21 203V202H20ZM24 203H26V202H24ZM35 203V202H34ZM154 203H155V201H154ZM166 203V202H165ZM256 203H258V202H256ZM8 204V203H7ZM131 204V203H130ZM151 204H153V203H151ZM206 204H208V205H206ZM211 204H213V203H211ZM1 205V204H0ZM33 205V204H32ZM41 205V204H40ZM66 205V204H65ZM134 205V204H133ZM170 205V204H169ZM130 206V205H129ZM157 206V205H156ZM166 206V205H165ZM168 206V205H167ZM182 206V205H181ZM209 206H211V205H209ZM213 206V207H214ZM263 206V205H262ZM3 208H4V206H2ZM38 207V206H37ZM42 208H43V204H42V206H41ZM61 207V206H60ZM64 207V206H63ZM116 207V206H115ZM135 207V206H134ZM217 207V208H216ZM220 207V208H219ZM36 208V207H35ZM39 208V207H38ZM158 208H159V206H158ZM165 208H167V207H165ZM165 208L163 209V210H165ZM187 208V207H186ZM243 208V207H242ZM50 209H51V207H50ZM130 209H132V208H130ZM168 209V208H167ZM170 209V208H169ZM192 209V210H193ZM203 209V210H204ZM250 209V208H249ZM256 209V208H255ZM261 209V208H260ZM38 210V209H37ZM59 210V209H58ZM57 210V211H58ZM61 210V209H60ZM183 210V209H182ZM187 210V209H186ZM191 210V211H192ZM2 211V210H1ZM95 211V210H94ZM141 211V210H140ZM142 211V212H143ZM167 211V210H166ZM179 211V210H178ZM178 211H177V213H178ZM111 212V211H110ZM159 212V211H158ZM180 212V211H179ZM194 212V216L196 215L197 216V212L194 210L193 211ZM201 212V211H200ZM2 213V212H1ZM61 213V212H60ZM128 213V212H127ZM144 213V214H145ZM171 213V212H170ZM169 213V214H170ZM174 213H176V212H174ZM188 213H190V212H188ZM187 213V214H188ZM199 213V212H198ZM203 213V212H202ZM201 213V214H202ZM259 213V212H258ZM263 213V212H262ZM53 214V213H52ZM99 213H97L96 212V215H98ZM105 214V213H104ZM136 214V213H135ZM158 214V213H157ZM164 214V213H163ZM162 214V215H163ZM173 214V213H172ZM171 214V215H172ZM193 214V213H192ZM251 214V213H250ZM11 215H12V213H11ZM115 215V214H114ZM113 215V216H114ZM120 215V214H119ZM122 215V214H121ZM165 215V214H164ZM168 215V213H166V216ZM182 215V214H181ZM183 215H185V214H183ZM70 216H72V215H70ZM116 216V215H115ZM118 216V215H117ZM152 216V217H151ZM154 216V217H153ZM158 216H159V214H158ZM161 216V215H160ZM190 216V215H189ZM252 216V215H251ZM250 216V217H251ZM254 216V215H253ZM121 217V216H120ZM136 217V216H135ZM177 217V216H176ZM193 217V216H192ZM202 219L203 218H206V217H208V215H202V216H200ZM54 218H56L57 219V221H59L60 223H62V224H64V226H68L67 224H68V219H70V218H68L67 217V215H65V214H61V215H59V216H57L56 215V217H54ZM75 218V219H76ZM117 218V217H116ZM128 218V217H127ZM133 218V217H132ZM168 218H169V215H168ZM53 219V218H52ZM101 219V218H100ZM119 219V218H118ZM123 219V218H122ZM131 219V218H130ZM159 219V218H158ZM157 219V220H158ZM172 219V218H171ZM179 219H180V217H179ZM54 220V219H53ZM94 220V219H93ZM92 220V221H93ZM99 220V219H98ZM105 220V219H104ZM178 220V219H177ZM207 220H209V218L207 219ZM38 221V223L39 224H43V223H41V220H37ZM52 221V220H51ZM95 221V220H94ZM106 221V220H105ZM159 221V220H158ZM165 222H166V220H164ZM169 221H170V218H169ZM182 221H183V219H182ZM182 221L180 222V224L182 223ZM10 222V221H9ZM70 222V221H69ZM96 223H98L97 221H95ZM123 222H124V220H123ZM139 222V221H138ZM160 222V221H159ZM179 222V221H178ZM11 223V222H10ZM72 223V222H71ZM96 223H94V224H96ZM101 224H102V226H107L108 227V225H107V223H105V222H100ZM117 223H118V221H117ZM129 223V222H128ZM128 223H126V224H128ZM173 223V222H172ZM177 223V222H176ZM254 223V222H253ZM54 224V223H53ZM141 224H142V222H141ZM152 224V223H151ZM154 224H155V222H154ZM158 224V223H157ZM163 224V223H162ZM174 224H175V222H174ZM236 224V223H235ZM110 225H112V224H110ZM115 225H118L119 226V224H115ZM132 225V224H131ZM166 225V224H165ZM177 225H179V224H177ZM189 225V224H188ZM259 225H262V224H259ZM18 226V225H17ZM50 226V225H49ZM61 226V225H60ZM101 226V225H100ZM123 226V225H122ZM136 226V225H135ZM181 227H183L182 226V224L180 225ZM257 226V225H256ZM4 227V226H3ZM20 227V226H19ZM27 227V229L26 228H23V229H21V230H12V231H10L11 232V234H9L8 235V232H6V231H2V232H6L5 234H3V235H0V249H2V251H3V254L4 253H7L3 258H2V261H1V263L0 264H96L95 263V259H97L98 257H105L106 259L104 260L105 262L107 261L108 262V264H113L114 262L115 263H117L118 264V261L119 260H117V259H115V258H111V256L108 254L107 255V253H106V251L107 250H109L110 248L109 247H107L108 246V244H109V242H108V240H110V239H105V236L106 235H109V234H107L106 232L105 233H103V232H101V231H99V232H101V235H94V236H88L87 238H86V240H88L87 241V243L84 241V243H81L80 241H75L74 240V238H72V237H67L66 236V239L68 240V243H69V245L70 246H68V252L67 253H61V251H59V250H56V249H54V248H52L51 246H46L45 245V242L47 241V239L48 238H52L53 236H56L57 238H58V236L60 237V235L58 234V233H55V234H53V236H51V234L50 233H48V234H46L45 235V237L44 238H41L39 235H41L39 232V235H37L35 232H33V231H31L30 229H29V227L28 226H26ZM46 227H48V226H46ZM58 227V226H57ZM69 227V226H68ZM75 227H73L74 229H75ZM80 227V226H79ZM78 227V228H79ZM94 227V226H93ZM97 226H95V228H96ZM124 227V226H123ZM130 227V226H129ZM134 227V226H133ZM140 227H141V225H140ZM163 227V226H162ZM54 228V227H53ZM90 228V227H89ZM88 228V229H89ZM95 228H93V229H95ZM103 228H105V227H103ZM111 228H113V227H111ZM131 228V227H130ZM152 229H153V227H151ZM150 228V229H151ZM166 228H167V226H166ZM168 228H170V227H168ZM7 229V228H6ZM46 229V228H45ZM64 229V228H63ZM70 229V228H69ZM79 230V231H83L84 232V234L86 233L85 232V230ZM123 229V228H122ZM145 229H147L148 230V228H146L145 227ZM151 229V230H152ZM157 229V228H156ZM172 229V228H171ZM170 229V230H171ZM60 230H61V227H60ZM68 230V229H67ZM87 230V229H86ZM92 229H90V232H92L91 231ZM96 230V229H95ZM98 230V229H97ZM127 230V229H126ZM130 230V229H129ZM131 230H132V228H131ZM130 230V231H131ZM167 230H169V229H167ZM166 230V232H168ZM174 230V229H173ZM215 230V232H214V239L216 240V242H217V247H219L220 245H222L223 244V242H224V239H222V238H218V235L223 231V229H214ZM39 231V230H38ZM69 231H72V230H69ZM75 231V230H74ZM112 231V230H111ZM111 231H109L108 232V230H107V232L108 233H110ZM165 231V230H164ZM259 231V230H258ZM37 232V231H36ZM44 232V231H43ZM60 232V231H59ZM99 232H97V233H99ZM113 232H115V231H113ZM113 232H111L112 234H113ZM118 232V231H117ZM124 232H125V229H124ZM127 232H129V231H127ZM152 232H153V230H152ZM42 233V232H41ZM54 233V232H53ZM73 233V232H72ZM93 233V232H92ZM91 233V234H92ZM119 234H120V232H118ZM141 233V232H140ZM139 233V234H140ZM163 233V232H162ZM169 233V232H168ZM174 235H175V237H176V239H177V241H178V239H181V238H183V239H186L187 238V236H186V234L185 233H187V230L185 229V228H182L181 230L179 229V228H176L175 230H174V232H172ZM45 234V233H44ZM61 234V233H60ZM78 234H79V232H78ZM86 234H90V233H86ZM129 234V233H128ZM131 234V233H130ZM153 234V233H152ZM161 234V233H160ZM262 234V233H261ZM76 235V234H75ZM156 235V234H155ZM251 235V234H250ZM83 236V235H82ZM110 236V235H109ZM151 236V235H150ZM157 236V235H156ZM158 236H160L159 235V233H158ZM164 236V235H163ZM231 236H232V234H231ZM85 237V236H84ZM167 237V236H166ZM170 236H169V234H168V238H169ZM197 237H199V239L201 238V239H203L204 241L206 240V237L205 236H203V237H200V236H197ZM225 237H228V235L226 234L225 235ZM157 238V237H156ZM162 238V237H161ZM172 238V237H171ZM235 238V237H234ZM64 239V238H63ZM144 239V238H143ZM142 239V240H143ZM262 239H264V234L262 235ZM77 240V239H76ZM85 240V239H84ZM141 240V241H142ZM157 240V239H156ZM162 240V239H161ZM160 240V241H161ZM171 240V239H170ZM173 240V239H172ZM66 241V240H65ZM112 241H114V240H112ZM135 241V240H134ZM144 241V240H143ZM164 241V240H163ZM173 241H176L175 239L173 240ZM264 240H261L260 238H258V236H256L255 237V246H254V248H256V249H259L260 247H263L264 245L262 244V242H263ZM50 242V241H49ZM140 242V241H139ZM147 242V241H146ZM150 242V241H149ZM179 242H181L180 240H179ZM114 243L116 244L117 242H115L114 241ZM127 244H128V242H126ZM143 243V242H142ZM155 243H156V241H155ZM164 243V242H163ZM172 243V242H171ZM170 243V244H171ZM175 243H177V242H175ZM238 243V241H236L235 243H234V246H235V248H236V244ZM1 244H3V245H1ZM49 244V243H48ZM61 244V243H60ZM65 244H66V242H65ZM107 244V245H106ZM110 244H113L112 242L110 243ZM123 244H125V242H123L121 245H123ZM137 244V243H136ZM172 244H174V243H172ZM178 244H180V243H178ZM50 245V244H49ZM54 245V244H53ZM62 245V244H61ZM94 246L93 248L95 249V253L94 254H96L97 253V255H98V257L97 258H90L91 257V254H90V252H89V248H91V246ZM106 245V246H105ZM129 245H130V243H129ZM132 245V244H131ZM138 245V244H137ZM156 245H157V243H156ZM163 245H165V244H163ZM62 246H64V245H62ZM151 246V247H150ZM150 246H148V247H145L146 248V252L147 253H149V254H151L153 257H151V259L152 258H154L153 259V263L154 264H171V263H173V264H175L176 262H174L173 261V259L171 260V262L170 261H168L169 259L167 258V253H166V251L165 250H162L161 249V247L160 246H157L158 248L156 249L155 247H153L152 245H150ZM201 247H203V248H207V247H209L210 248V245H205L203 242L201 243V245H200ZM200 246H197L196 248H189V249H187L186 251L189 253L188 254V256L189 255H193V259L191 260L192 262H194L195 264H215V262H217L218 261V258H216L217 256L215 255V254H213V253H211L210 254V256L207 258V256H206V253H202V251H205V250H201V247ZM245 246V245H244ZM253 246V245H252ZM113 247H115V245L113 244ZM112 247V248H113ZM127 247H128V245H127ZM138 247L139 248H141L142 249V246H140V245H138ZM144 247V246H143ZM150 247V248H149ZM166 246H164V248H165ZM169 247V246H168ZM172 247V246H171ZM216 247V248H217ZM56 248H57V245H56ZM73 248V249H72ZM92 248V249H93ZM109 248V249H108ZM123 248H125V247H123ZM122 248V249H123ZM170 248V247H169ZM174 248V247H173ZM248 248V247H247ZM175 249V248H174ZM219 249H220V247H219ZM16 250H18L20 253H18V254H12L11 252H13V251H16ZM119 250V249H118ZM144 250V249H143ZM182 250H185V249H183V248H178L177 247V250L176 251H182ZM260 250V249H259ZM1 251V252H2ZM67 251V250H66ZM93 252H94V250H92ZM110 251V250H109ZM172 251V250H171ZM247 251V250H246ZM250 251V250H249ZM248 251V252H249ZM114 252V251H113ZM120 252V251H119ZM184 252V251H183ZM247 252V253H248ZM117 254H118V251L116 252ZM122 253V252H121ZM120 253V254H121ZM133 253V252H132ZM140 253V251L137 249V250H134V255L135 256H137L138 254ZM174 253H177V252H174ZM173 253V254H174ZM2 254V253H1ZM186 254V253H185ZM170 255V254H169ZM244 254H238V256H243ZM0 256H2V255H0ZM96 256V255H95ZM115 256H117L116 254H115ZM124 256V255H123ZM126 256H128V255H126ZM139 256V255H138ZM262 256V255H261ZM113 257H114V254H113ZM120 257V256H119ZM133 257V256H132ZM140 257V256H139ZM177 257V256H176ZM252 257V256H251ZM13 258V260L11 261L10 259H12ZM180 258V257H179ZM214 258H216L217 260L215 261L214 260ZM221 258V257H220ZM219 258V259H220ZM242 258V257H241ZM259 258V257H258ZM264 258V257H263ZM121 259H122V257H121ZM127 259H129L128 257H127ZM150 259V258H149ZM95 260V261H94ZM99 260V259H98ZM101 260V259H100ZM126 260V259H125ZM137 260H139V259H137V257H136V261ZM176 260V259H175ZM183 260V259H182ZM131 261V260H130ZM144 261H146L145 260V258H144ZM147 261H148V259H147ZM185 261V260H184ZM104 262V263H105ZM132 262V261H131ZM140 262H142V261H140ZM151 262V261H150ZM181 262V261H180ZM260 262L261 261H258L256 258L254 259V258H249V261H246V262H243V264H260ZM99 264H100V262H98ZM97 263V264H98ZM103 263V264H104ZM125 263V262H124ZM147 263V262H146ZM152 263V262H151ZM218 263V262H217ZM149 264V263H148ZM178 264H185V263H178ZM238 264V263H237Z\"/></svg>", "mask_w": 264, "mask_h": 264}, {"label": "water", "instance_id": "water-1", "mask_svg": "<svg viewBox=\"0 0 264 264\" xmlns=\"http://www.w3.org/2000/svg\"><path fill=\"white\" fill-rule=\"evenodd\" d=\"M167 13H171V12L166 11L164 14L167 15ZM167 16H170V15H167Z\"/></svg>", "mask_w": 264, "mask_h": 264}]
</instances>
